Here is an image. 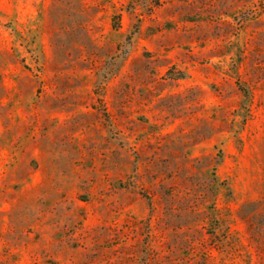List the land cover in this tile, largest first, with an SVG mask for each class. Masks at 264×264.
<instances>
[{"label": "rangeland", "instance_id": "374dc122", "mask_svg": "<svg viewBox=\"0 0 264 264\" xmlns=\"http://www.w3.org/2000/svg\"><path fill=\"white\" fill-rule=\"evenodd\" d=\"M0 264H264V0H0Z\"/></svg>", "mask_w": 264, "mask_h": 264}]
</instances>
